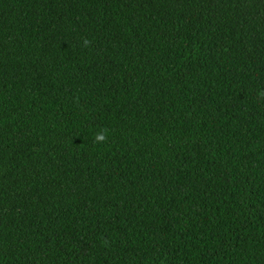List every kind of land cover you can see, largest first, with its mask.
Segmentation results:
<instances>
[{
	"label": "trees",
	"instance_id": "trees-1",
	"mask_svg": "<svg viewBox=\"0 0 264 264\" xmlns=\"http://www.w3.org/2000/svg\"><path fill=\"white\" fill-rule=\"evenodd\" d=\"M260 90L264 0H0V264H264Z\"/></svg>",
	"mask_w": 264,
	"mask_h": 264
},
{
	"label": "clouds",
	"instance_id": "clouds-1",
	"mask_svg": "<svg viewBox=\"0 0 264 264\" xmlns=\"http://www.w3.org/2000/svg\"><path fill=\"white\" fill-rule=\"evenodd\" d=\"M90 41L88 39H83V47H89L90 46ZM257 96L259 99L264 100V90H260L257 93ZM108 141V130L107 129H101L98 132L95 133L94 135V143L95 144H104ZM103 245L107 246L108 245V241L105 239L103 241Z\"/></svg>",
	"mask_w": 264,
	"mask_h": 264
}]
</instances>
